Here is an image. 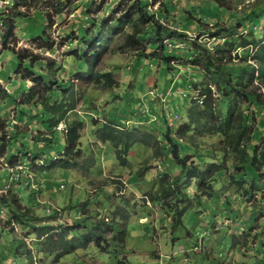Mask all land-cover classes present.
Segmentation results:
<instances>
[{"label":"rangeland","instance_id":"1","mask_svg":"<svg viewBox=\"0 0 264 264\" xmlns=\"http://www.w3.org/2000/svg\"><path fill=\"white\" fill-rule=\"evenodd\" d=\"M27 1L25 5L20 4L21 0H0V124L5 123L8 140L18 134L21 151L27 146L34 151V144L41 148L45 139L63 143L47 129L49 115L40 103L34 102L37 98L22 103L34 82L17 73L20 58L11 48L52 57L57 60V68L48 67L45 60L33 68L37 72L46 70L58 83L68 85L73 81L72 91L78 92L76 109L55 129L67 131V124L81 122L84 155L76 168L46 170L41 169V161L33 163L17 149L11 152L19 154L20 161L15 165L9 163L10 152L0 157V196L17 199L19 205L16 212L14 203L12 206L0 198V264H264V110L252 115L249 125L256 134L246 142L249 150L259 145L257 168L251 163L243 164L245 151L232 152L228 143L223 142L224 136L209 129L210 117L191 126L188 115L196 95L193 86L196 89L203 81L201 70L194 67L192 53L188 52L192 43L198 40L212 46L215 38L202 35V31H208L215 22L229 30L221 32L227 38L235 29L233 26L238 25L239 17L264 9V0H223L225 7L216 5L217 0H150V12L159 15L172 30H181L183 38L188 39L186 44L182 39L175 44L166 40L167 48L176 56L170 61V70L162 61L164 54L161 58L140 60L136 51L124 46V33L110 28L102 34L100 24L105 19L111 23L122 0ZM165 3L170 11L161 15ZM17 12L21 14L16 16ZM90 17L96 19V24L87 21ZM7 20L16 25V30L5 46L6 28L2 23ZM80 25L87 27L93 38L99 31L106 38L93 39L104 48L95 69L113 72L119 86L110 88L75 80L78 70L89 67L83 57H76L75 50H84L86 40ZM202 27L207 30H201ZM254 27L256 33H252L250 26H243L234 35L242 39L247 36L264 45V17ZM128 30L125 27V32ZM44 31L50 41L56 42L55 49L48 50L42 47V41L34 40ZM15 41L17 44H12ZM245 51L241 46L233 50V61L256 64L251 60L255 49L248 53L247 62L240 56ZM26 64L30 66L29 62ZM255 86L264 93V80L258 79ZM66 97L57 92L52 100ZM225 101L219 104L222 111L227 109ZM239 106L246 112L259 111L258 105L238 99ZM217 111L218 108L213 116L220 118ZM107 121L154 139L150 144L135 143L123 155L126 164H120V148L100 141L96 135ZM167 134L179 143L181 157H190V169H205L213 162L220 169L215 167L213 172V192H202L197 178L184 180L189 198H199V202L185 210L182 222L176 221L174 213L160 201H152L153 196L159 195L161 175L168 173L172 180L180 173L172 154L163 148ZM256 137L260 139L255 140ZM54 154L59 157L58 152ZM241 173L247 175L239 185L235 180ZM209 192L212 196L207 195ZM180 206L183 209V204ZM73 225L77 228L70 237L104 231L103 246L93 241L60 256L59 251L43 245L46 236L40 237L37 228L52 226L65 230ZM122 229L126 230L123 238L119 234ZM15 239L21 241L20 246Z\"/></svg>","mask_w":264,"mask_h":264},{"label":"trees","instance_id":"2","mask_svg":"<svg viewBox=\"0 0 264 264\" xmlns=\"http://www.w3.org/2000/svg\"><path fill=\"white\" fill-rule=\"evenodd\" d=\"M149 1L150 0H122L115 9V14L117 15L110 19L111 23L106 22L109 19H105L106 21L104 20L103 23L100 24V29H102V34L110 28L114 29V32L124 33V46L136 51L140 60L153 57L161 58L160 55L164 54L162 61L168 70H170V68H173L170 61L176 59V56L173 55L175 54L174 51L167 48L168 45L165 44L166 40L175 44L177 40L182 39L186 44L188 39L185 40V38H183L185 35L180 33L181 30H172L160 20L158 17L159 15L151 13L149 9L150 7L148 6ZM222 1L223 0H217L216 5L225 7L221 4ZM21 2L22 3L20 4H28L27 0H21ZM175 8L177 9V7ZM216 9H219V7ZM229 10L230 9L227 8L226 12ZM168 11H170V7L165 3L164 12L161 11L160 13L161 15H166V12ZM85 12H88V10ZM20 14L21 13L17 12L16 16ZM262 17H264V9L253 15L252 13H249L245 17H239L238 25L233 26L235 29L232 28V33H229L227 38L222 37L221 32L229 30L224 28L218 22L212 23V28H209L208 31H202V35H208L207 37L215 38L213 45H205L197 40V42L192 43V46L188 50L190 54L192 53L194 67L201 70L200 75L203 77V81L199 86L197 85L198 87H196V89L192 85L194 89L193 92L196 93V98H192L194 105L188 110L191 126L200 122V120H207L210 117L209 123H211V126L209 129L221 133L225 138L223 142L228 143L227 147H230L232 152L238 153L240 151H245V161L243 164L251 163V165L256 168V163L259 159L257 154L259 145L255 144L253 150H249V148H246V142L252 140L256 134L253 126L249 125L252 115L256 113L259 114L260 110H264V93L260 91L258 86H255L258 79L261 81L264 80V45H260V41L256 39L251 40L247 36H243L242 39L241 37H236L234 34L237 29L242 28L243 26H250L252 33H256L257 28H253V26L260 24ZM201 20L203 19H199L200 23H203ZM87 21L96 24V19L91 17L88 18ZM4 22L2 23L4 28H6L4 44L7 46V40L13 38L15 35L16 25L9 20ZM125 27H129L127 32H125ZM79 28L80 31L86 35V40L84 39L85 41H83L84 50H75L76 57H83V62L89 67H83L78 70L75 80H77V82L98 84L110 88L119 86V82L115 79L113 72H101L95 69L103 58L102 53L104 48L101 47L99 41L98 44L97 42L94 43L93 39L106 38H103L100 31L93 38L90 36V31L87 30V27L80 25ZM202 29L203 27L201 30ZM261 38H264V34ZM34 40L36 42L42 41V47L48 50L55 49L56 42L50 41V37L46 31H44L42 35L35 37ZM12 44L15 45L17 42L15 41ZM95 45L100 48L97 47L96 49H93ZM239 46L247 49L243 55H240L242 56V59H245V62H247L248 53L252 49H255L254 54L251 56V60L253 58V62H256V64L247 63L242 65L240 63L236 64L233 61L232 52ZM11 49H13L20 58L17 73H19L23 79H31L34 82V85L30 86L29 90L26 92V98L24 97L25 100L22 103L33 102L34 99L37 98L34 102H38V104L40 103L44 111L49 115V118L47 119V129L51 130L58 137V140H62L63 143L59 141H56L55 143L54 139H45L43 147L38 148V146L34 144V151H30L29 146L21 151L22 141H18V134L11 136L10 140H8L7 131H5V123H1L0 157L6 156L8 152L11 154L12 149H17L18 151H21L23 155H26L27 157L29 156L33 163H36L38 160L41 161V169L43 170L51 168H76L79 165V158L84 155V151L81 147V135L79 132L82 123L74 122L72 124H67V131H57V129H55L61 121H66L71 111L76 109L78 103L76 94L78 92L72 91L75 87L73 81L68 85L58 83L51 73L46 72V70L37 72L33 68L37 62L43 60H45L48 67L57 68L56 59L52 57H40L29 49H23V53H21V51H16L15 47ZM26 62H29L30 66H27ZM214 89H216V91H214ZM57 92L68 97L65 99L55 98L53 101L54 94ZM11 94L8 96L10 97ZM199 99H202L203 102L199 103ZM238 99L241 103L247 104L248 102H252L253 104L258 105L259 111L254 109L253 111L249 110L246 112L243 107H238ZM225 100L228 101L227 109L222 111L219 108V104L221 102H226ZM15 101L19 102L18 99H15ZM217 108L220 118L213 116L214 111L217 110ZM195 112L199 115H196ZM188 130L190 131L191 129L189 128ZM96 135L100 141H109L115 146V148H120L117 151L118 160L120 164L124 165L126 164V158L123 155H127V152L135 143L141 142L150 144V140L154 139L151 135L147 134L139 136L137 135V132L125 130L121 128V125L110 121L103 123V125L97 129ZM259 139L260 138L256 137L255 140ZM35 140L33 139L34 142ZM165 141L167 142V145L163 148H167V151L172 154V157L175 159L177 166L180 169V173L174 176L172 180H170L171 178L168 173H163L159 180V195L153 196L152 201H160L165 209H169L174 213L176 221L182 222V216L185 210L196 202H199V198H197L196 201L189 198L184 190V180L187 178H197L198 188H200L202 192H207L209 190L213 192V172L215 171L216 163H211V166L205 169L197 166L194 167V169H190V166L188 165L190 157H181L178 151L179 143H177L175 139H171L168 134L166 135ZM23 144L25 146V143ZM54 151L59 153L57 154L59 157L54 154ZM18 157V153H12L9 158V163L15 165L18 163ZM248 157L251 158L249 161L247 160ZM216 168L217 170H220L219 167ZM243 168H248V166L243 165ZM246 175L247 173H241L238 175L239 179H236L235 182L240 185L243 176ZM207 195L212 196V193L209 192ZM0 198L3 201L10 202L12 206L14 203L16 208L14 207L13 210L18 212L19 205H17V199L7 200L5 197L1 196ZM180 204H183V209L180 208ZM16 214L18 216V213ZM77 225L68 226L65 230H57V227L53 228L52 226H41L37 228L40 237L46 236L43 245L47 246V249L51 251H59L60 256L65 253L73 252L79 247H87L93 241L96 245L103 246L104 231L102 232L99 230L94 233L89 232L81 235H71L72 237H70L71 232L77 228ZM113 228L115 229V227ZM125 231L126 230L124 229L119 231L122 238L125 236ZM16 242L20 246L21 241L16 240ZM14 253L15 257L18 258L16 248Z\"/></svg>","mask_w":264,"mask_h":264},{"label":"built area","instance_id":"3","mask_svg":"<svg viewBox=\"0 0 264 264\" xmlns=\"http://www.w3.org/2000/svg\"><path fill=\"white\" fill-rule=\"evenodd\" d=\"M2 2V1H1ZM0 8H1V6H0ZM0 10H2V8L0 9ZM1 23V22H0ZM196 98V97H195ZM203 102V100L202 99H199V103H202Z\"/></svg>","mask_w":264,"mask_h":264}]
</instances>
